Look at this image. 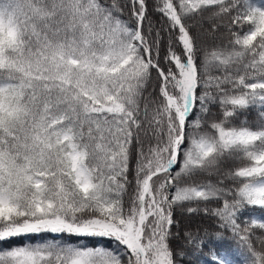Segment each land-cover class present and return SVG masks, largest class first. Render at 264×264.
<instances>
[{
  "label": "snow or ice",
  "instance_id": "1",
  "mask_svg": "<svg viewBox=\"0 0 264 264\" xmlns=\"http://www.w3.org/2000/svg\"><path fill=\"white\" fill-rule=\"evenodd\" d=\"M151 8L163 51L148 0H0V264H177L181 237L232 264L208 244L223 232L181 233L177 209L264 264V0ZM250 108L259 123L237 125Z\"/></svg>",
  "mask_w": 264,
  "mask_h": 264
},
{
  "label": "trees",
  "instance_id": "2",
  "mask_svg": "<svg viewBox=\"0 0 264 264\" xmlns=\"http://www.w3.org/2000/svg\"><path fill=\"white\" fill-rule=\"evenodd\" d=\"M149 3V17L150 22L153 25V30H161V36H162V51L163 46H166L167 44V32L163 31L164 28V21L154 12L152 11L151 5L152 0H148ZM126 18V17H125ZM227 34L226 33H219L215 36L208 33L207 31H203L200 33V40L203 43L213 45L218 43H227ZM216 109H214L215 111ZM247 118V122L255 127L259 121L257 119V110L255 108H250L245 112H242L239 116V118L235 121L237 125H239L240 121ZM244 163H247V161H237V160H228L225 162L224 165L221 166V170L219 173H213V174H204L201 177H199V180L211 182L213 184L219 183L221 179L223 178V173L228 171L230 167H238L242 166ZM135 170V152L132 154V158L130 159V171L134 174ZM224 184L231 185V181L224 180ZM207 206L209 208H215L220 206V204L217 201H209L207 202ZM260 210L257 208L255 211L252 210L250 206H246L244 209L241 210V213L239 214L241 217L253 215L259 218ZM175 219L179 222V231L183 233L186 230H192L195 231L196 229H201V235H203V230H207L210 234L215 233L216 231L223 232V239L217 240L215 239L214 235H210L208 237V244L209 247H215L220 250L222 254H225L226 258L229 259L232 264H241L242 256L240 253V250L237 247L236 241L232 238L231 234L228 232H225L222 229L218 228L217 221L214 217L211 216H205L202 213L201 214H193L188 215L186 212H183L180 209H177L175 212ZM257 234H259V231H257ZM66 239H72L73 241L79 239L80 244H89L92 246H95L97 244H103L106 247L109 248H116V242L111 241L104 238H66ZM27 242L26 238L21 237L19 239H16L13 241L14 244H25ZM74 246H79V244H75ZM174 248L177 249V251H183L184 255L181 258L179 255L177 256V264H205V261L208 259L207 256V249H205L203 252H199L190 245H187L183 238H179L173 241ZM259 245L257 244V247ZM122 247V246H121ZM126 264V261H125Z\"/></svg>",
  "mask_w": 264,
  "mask_h": 264
}]
</instances>
